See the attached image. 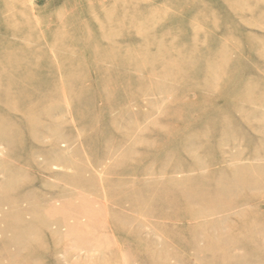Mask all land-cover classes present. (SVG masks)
Instances as JSON below:
<instances>
[{"label": "rangeland", "instance_id": "obj_1", "mask_svg": "<svg viewBox=\"0 0 264 264\" xmlns=\"http://www.w3.org/2000/svg\"><path fill=\"white\" fill-rule=\"evenodd\" d=\"M0 264H264V0H0Z\"/></svg>", "mask_w": 264, "mask_h": 264}]
</instances>
